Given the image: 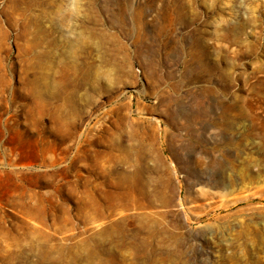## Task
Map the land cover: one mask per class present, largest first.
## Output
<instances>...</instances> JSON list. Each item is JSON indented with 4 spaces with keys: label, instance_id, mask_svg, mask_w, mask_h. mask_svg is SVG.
<instances>
[{
    "label": "rangeland",
    "instance_id": "374dc122",
    "mask_svg": "<svg viewBox=\"0 0 264 264\" xmlns=\"http://www.w3.org/2000/svg\"><path fill=\"white\" fill-rule=\"evenodd\" d=\"M0 264H264V0H0Z\"/></svg>",
    "mask_w": 264,
    "mask_h": 264
},
{
    "label": "bare ground",
    "instance_id": "6f19581e",
    "mask_svg": "<svg viewBox=\"0 0 264 264\" xmlns=\"http://www.w3.org/2000/svg\"><path fill=\"white\" fill-rule=\"evenodd\" d=\"M32 85L34 87H39V89L41 90V91L36 92V94H35L36 97H41V99H44L45 97H47L49 100L51 98H52V100L56 99L55 90H54L56 85L54 82L49 81L47 76H41L39 78H35V80L32 81ZM41 101H43V100H41ZM43 103H45V102H43Z\"/></svg>",
    "mask_w": 264,
    "mask_h": 264
}]
</instances>
